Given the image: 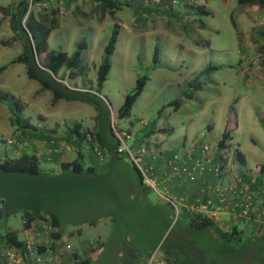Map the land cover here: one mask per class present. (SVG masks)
Here are the masks:
<instances>
[{
  "label": "rangeland",
  "instance_id": "1",
  "mask_svg": "<svg viewBox=\"0 0 264 264\" xmlns=\"http://www.w3.org/2000/svg\"><path fill=\"white\" fill-rule=\"evenodd\" d=\"M129 2L133 6L110 14L84 0H49L35 5L30 0H0V7L7 9L0 10V66L7 65L0 71V94L14 96L21 109L18 117L25 125L21 131L12 124L13 99H0V147L13 149L18 156L28 150L37 153L41 170L36 175L0 172V208H5L0 236L11 228L35 243L28 253H19L11 245L3 247L5 252L14 249V256L1 255L0 264H73L74 255L89 259L90 264H148L152 257L166 261L159 245L168 235L170 221L172 226L182 218L183 207L177 198H196L191 190L199 187L166 178L158 170L168 197L176 198L174 205L161 195L162 188L157 192L134 185L128 161L134 162L126 150L120 152L127 154L120 162H110L105 148L92 147L94 107L63 99L51 103V93L40 91V84L27 77L24 64H10L23 51L10 21L15 10L32 12L38 19L49 17L52 9L57 11L58 26L48 37L49 50L70 57L77 42H87L81 63L73 69L64 66L57 75L72 71L74 78L67 80L72 87H95L105 44L112 29L118 30L100 97L110 112L115 137L120 135L131 154L142 153L146 158L171 151V157L187 148L213 145L226 163L228 178L241 177L256 195L264 194V173L260 171L264 162V7L253 10L237 0ZM241 7L246 8L244 13ZM155 46L159 48L156 63L152 60ZM209 65H216L217 70L202 73ZM143 74L148 78L142 92L129 115L119 118L126 94ZM174 100H179L177 107L168 105ZM75 124L86 134L79 147L64 140ZM31 131L36 135L31 136ZM226 131L229 138L220 147ZM48 136L53 141L45 139ZM54 145L58 150L50 153L48 149ZM78 150L84 156L81 159ZM237 150L244 165L236 157ZM74 159L84 167L96 166L97 172L61 173L59 163ZM36 209H42L40 216L23 217L24 210ZM49 211L59 220L56 227ZM58 232L59 237L53 236ZM195 236L204 255L221 249L207 231ZM42 242L44 259L39 252L34 254ZM155 244L158 247L149 255L148 248Z\"/></svg>",
  "mask_w": 264,
  "mask_h": 264
},
{
  "label": "trees",
  "instance_id": "2",
  "mask_svg": "<svg viewBox=\"0 0 264 264\" xmlns=\"http://www.w3.org/2000/svg\"><path fill=\"white\" fill-rule=\"evenodd\" d=\"M49 0H30L32 5L45 3ZM97 3L96 6H99L103 13L109 11L110 14L124 6L131 7L133 4L129 0H84ZM238 4L247 5V6H258L259 8L264 7V0H237ZM0 10L7 11L6 7H0ZM148 11V8L145 9ZM200 12L203 11L202 7H198ZM79 13L85 17H89V13H84L79 11ZM139 11V10H137ZM50 16L46 19H38L34 13H17V10L11 12V25L12 29L17 36H19L23 43V51L16 55L11 61L13 63H22L25 66V71L29 79L36 80L40 84L41 90H48L51 93V103H56L58 100H68V101H81L88 104H91L95 111V129L92 140V147L96 144L99 148H105L108 153H110V162L115 160L120 162L121 158L126 156L121 155L118 152V146L120 145L118 139L114 135V131L111 127L110 121V112L107 105L100 97V92L107 78V74L111 67V54L115 48V43L117 40L118 30L113 28L109 39L104 47L103 57L97 68L96 74V83L95 87H76L70 86L67 84V80H72L74 74L72 71H69L65 75L57 76L59 71L65 66L67 68H72L75 65L81 63V54L84 48L87 47V42L84 39H81L76 44V48L70 57L62 51L49 50L48 48V37L50 32L58 26V13L55 9L51 10ZM204 13V12H203ZM159 48L155 46L154 53L152 56L153 62L158 61ZM7 65L0 66V71L6 68ZM217 70L216 65H209L203 69L202 73H208L209 71ZM148 75L143 74L136 80V85L133 90L126 94L124 102L118 109V117L122 118L129 115L130 108L136 98L142 92V89L146 83ZM200 87V86H198ZM185 96L189 97V93H184ZM13 99L14 108L11 109L12 114L15 116L13 120L14 125L17 128L23 129V123L18 117V112L20 109V104L15 100L13 95L8 93H1L0 99ZM179 105V100H174L168 105ZM79 125L75 124L69 128L67 136L64 137V140L68 138L69 141L74 142L77 147L86 140V134L83 135L79 131ZM34 129V127H33ZM36 130V127H35ZM25 132V131H23ZM30 135H36L34 131L30 132ZM109 135V137H108ZM42 137H45L44 135ZM229 138L228 131L224 132L220 141L219 146L224 147L226 140ZM115 139V141H114ZM55 146V145H54ZM171 151H166L163 153L162 158L159 159L157 164H161L162 161H165ZM216 157L221 154L216 150ZM84 156L78 150V158L81 159ZM236 157L240 162V165L245 164L243 155L237 150ZM130 160V159H129ZM148 161V160H147ZM132 171L134 173L133 180L134 185L141 187L144 184L142 183V177L139 169L131 161H128ZM61 173L73 174V175H84V174H95L97 172L96 166H87L81 163L80 160L74 159L73 161H63L59 163ZM226 166V163H225ZM39 160L35 153L31 150L24 151L17 157H6L0 162V172L10 173V174H28L36 175L40 172ZM260 171L264 173V162L260 165ZM227 172V170H226ZM228 175V172H227ZM254 192V190H252ZM259 197L263 198L261 193H258ZM198 193L196 194V196ZM2 195L0 199H2ZM189 198V197H188ZM190 200L192 198H189ZM5 208L3 206L0 208V218L4 215ZM42 209L36 210H24L23 217L25 219H32L35 216L41 213ZM186 210L183 209V212ZM50 212V211H49ZM188 216V219L185 221L183 218ZM50 218L52 226L56 227L59 225V220L54 213L50 212ZM247 225V224H243ZM238 226L233 225L232 228L228 231H221L214 220L210 217L203 216L201 214L183 213L182 218L179 221H176L171 226V221L167 225L168 235L159 245L164 259H166V264H245L244 260L253 257V260L250 264H264V233L250 236L247 240L243 241L240 237V230ZM207 231L216 243L217 248L221 246V249L213 250L212 255L208 253L204 255L202 248L198 245L196 239V234ZM55 237H59L60 233L53 234ZM6 244H10L12 247L16 248H25V244L22 240H19L17 232L7 231L2 235V240ZM197 244V245H196ZM158 247V244L148 248V254L155 250ZM39 253H42L44 248L41 249V246L37 248ZM22 250V251H23ZM249 255V256H246ZM247 257V258H245ZM73 264H90L89 259H79L78 256H73ZM255 260V263L253 262ZM249 264V262L247 263Z\"/></svg>",
  "mask_w": 264,
  "mask_h": 264
},
{
  "label": "built area",
  "instance_id": "3",
  "mask_svg": "<svg viewBox=\"0 0 264 264\" xmlns=\"http://www.w3.org/2000/svg\"><path fill=\"white\" fill-rule=\"evenodd\" d=\"M117 139L120 143L118 152L126 150L141 173L142 183L148 189L159 192V189L162 188L161 195L175 205L174 199L176 198L168 197L166 193L168 188L164 186V179L157 175L158 170H162L166 178L170 176L199 185L198 192L200 193L193 201L184 195L177 198L187 212L208 215L212 219H216L215 221H219L222 214L229 213L232 220L247 224L244 225L246 228H243V236L250 237L264 233L263 198L256 195L252 191L251 184L241 177L227 178V168L223 157L222 155L218 156L219 158L216 157V149L213 145L203 144L184 149L182 154L175 153L162 161L161 164H157L162 158V152L154 155L148 154L147 161L142 153L131 154L120 135H117ZM141 163H144V167L141 166ZM67 247L70 246L67 245ZM12 251L14 252V249ZM12 251L6 250L4 253L8 259L13 258ZM148 264H165V260L152 257Z\"/></svg>",
  "mask_w": 264,
  "mask_h": 264
},
{
  "label": "crops",
  "instance_id": "4",
  "mask_svg": "<svg viewBox=\"0 0 264 264\" xmlns=\"http://www.w3.org/2000/svg\"><path fill=\"white\" fill-rule=\"evenodd\" d=\"M253 10H258V6H255V5H252V7H251ZM246 10V8H244V7H241L240 8V12L241 13H244V11ZM59 101V100H58ZM19 133L21 132L20 130L18 131ZM45 139H47V140H49V141H53L52 140V137H46ZM39 145V144H38ZM58 149H57V147H55L54 146V148L53 149H51V148H49L48 149V151L51 153L52 151L53 152H55V151H57ZM4 153V154H3ZM10 154H13V156H10ZM36 155H37V153H35ZM15 155V156H14ZM17 157L18 156V153H16L15 151H13V149H10L9 147L7 148V149H1V147H0V162L2 161V160H4L6 157ZM146 159L148 160V156L146 157ZM62 162V161H61ZM241 167V166H240ZM228 178V177H227ZM229 178H232V177H229ZM193 189L191 190V191H193L194 192V195L196 196V194L197 193H200V192H198V189L197 188H194V187H192ZM196 190H197V192H196ZM195 197H193L190 201H193V199H194ZM187 211H185V212H183V213H186ZM13 212H11V214H12ZM188 213V215H190V213L189 212H187ZM10 213H8L7 214V216L9 215ZM10 214V215H11ZM9 215V216H10ZM201 215H203V216H207V217H209L208 215H204V214H201ZM221 218H220V220L217 222V221H215L214 219V223L218 226V227H220V229H221V231H228V230H230L231 228H232V226L233 225H236V226H238L237 228H238V230L239 229H242V230H240V237H241V239L243 240V241H245V240H247V238H248V236H243V228L245 227L243 224H242V222H239V221H235V220H232L231 219V215L229 214V213H224V214H222L221 216H220ZM211 218V217H210ZM185 221L188 219V216H186V217H184L183 218ZM212 219V218H211ZM219 222H222V223H219ZM241 226V227H240ZM246 228V227H245ZM6 231H14V232H16L15 231V229H8V230H6ZM18 234L19 233H17V236H18ZM26 236H23V237H20V236H18V238H19V240H22L23 242H24V244H25V248H24V250H23V248H16V247H13L17 252H23V253H28V252H31L32 251V249H33V247H34V245H35V243H34V240L33 239H30V238H25ZM50 243H51V241H49ZM43 243L44 242H42L41 244V249H43L44 248V250H45V245L43 246ZM46 244H48V242L46 243ZM8 245H10V244H8ZM7 244H6V242L4 241V239L2 240V235L0 236V256L1 255H4V253H5V249L3 248V247H5V246H8ZM23 250V251H22ZM36 252L37 251H35L34 252V254H36ZM41 254V257H43V252L42 253H40ZM40 256L38 255V258H39ZM43 259H44V257H43ZM42 259V260H43ZM2 260V259H1ZM39 260H40V258H39ZM165 264H166V261H165Z\"/></svg>",
  "mask_w": 264,
  "mask_h": 264
}]
</instances>
